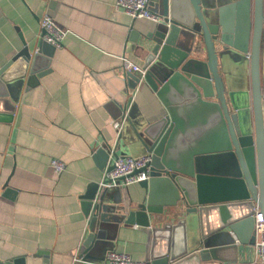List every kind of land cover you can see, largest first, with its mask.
Wrapping results in <instances>:
<instances>
[{"label":"water","instance_id":"water-1","mask_svg":"<svg viewBox=\"0 0 264 264\" xmlns=\"http://www.w3.org/2000/svg\"><path fill=\"white\" fill-rule=\"evenodd\" d=\"M149 1L162 21L132 34L144 73H126L125 84L133 90L144 82L165 116L153 124L128 119L112 154L152 155L149 179L139 183L147 197L135 208L119 200L110 207L109 189L90 184L81 196L89 234L77 264H89L101 246L97 225L153 223L150 264H200L234 252L231 234L252 245L254 209L264 218V0ZM53 48L38 42V53L24 48L0 69V103L14 111L8 98L37 83L42 55L49 59ZM111 149L93 154L102 170ZM158 191L171 199L168 217L182 215L177 224L154 207Z\"/></svg>","mask_w":264,"mask_h":264},{"label":"crops","instance_id":"crops-1","mask_svg":"<svg viewBox=\"0 0 264 264\" xmlns=\"http://www.w3.org/2000/svg\"><path fill=\"white\" fill-rule=\"evenodd\" d=\"M115 2L0 0V69L24 48L38 53L39 21L44 15L69 32L49 59L42 55L44 74L37 83L15 91V101L8 98L14 111L0 103L2 262L25 258L26 264H44V260L76 264L89 234L81 196L90 184H99L104 171L94 152L115 145L112 123L124 115L122 130H127L128 119L153 124L165 116L144 82L128 88L120 59L141 68L143 58L136 55L131 37L155 24L132 20L115 8ZM54 159L65 165L60 175L51 166ZM109 191L105 202L110 207L119 200L126 208H135L147 197L139 184ZM170 200L159 191L152 199L154 207L164 209L165 217ZM182 218L169 216L166 222L175 225ZM150 228L97 225L101 246L92 251L89 264H104L111 251L150 263L156 241L151 235L153 223ZM232 244L236 250L222 260L200 264H245L254 259L252 245Z\"/></svg>","mask_w":264,"mask_h":264},{"label":"built area","instance_id":"built-area-1","mask_svg":"<svg viewBox=\"0 0 264 264\" xmlns=\"http://www.w3.org/2000/svg\"><path fill=\"white\" fill-rule=\"evenodd\" d=\"M115 8L122 11L126 16L132 20L145 19L153 22L154 24L160 23L162 18L153 13L150 10L149 0H116ZM39 40L43 43L51 45L54 48H60L68 31L59 27L52 18L48 15H44L39 21ZM122 62V68L125 73H140L143 75V71L134 63L128 59L120 58ZM126 121V115L118 121L112 123V128L118 137L122 131L124 122ZM115 146V145H114ZM112 146L109 159L106 163L105 169L101 181L98 184L99 192L104 189H114L119 187H129L135 184H139L149 179L152 155L145 154L139 158L132 157H118L114 159L112 157ZM51 166L55 172L60 175L65 165L59 160H52ZM111 168L110 170H108ZM253 233L254 243L252 244L254 249V259L245 264H264V218L259 212L258 208L254 209L253 215ZM234 241L237 242L235 236L231 234ZM238 243V242H237ZM79 258H75V263H80ZM104 264H150L149 262H138L130 258V256L111 251L107 254Z\"/></svg>","mask_w":264,"mask_h":264},{"label":"rangeland","instance_id":"rangeland-1","mask_svg":"<svg viewBox=\"0 0 264 264\" xmlns=\"http://www.w3.org/2000/svg\"><path fill=\"white\" fill-rule=\"evenodd\" d=\"M131 156L134 157V158H138V157H141L143 156V154L141 152H132L131 153Z\"/></svg>","mask_w":264,"mask_h":264}]
</instances>
